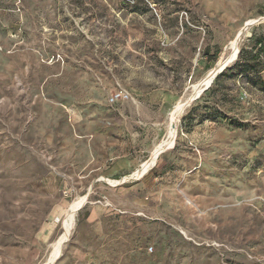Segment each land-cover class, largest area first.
Returning <instances> with one entry per match:
<instances>
[{
  "label": "rangeland",
  "instance_id": "obj_1",
  "mask_svg": "<svg viewBox=\"0 0 264 264\" xmlns=\"http://www.w3.org/2000/svg\"><path fill=\"white\" fill-rule=\"evenodd\" d=\"M0 264H264V0H0Z\"/></svg>",
  "mask_w": 264,
  "mask_h": 264
},
{
  "label": "bare ground",
  "instance_id": "obj_2",
  "mask_svg": "<svg viewBox=\"0 0 264 264\" xmlns=\"http://www.w3.org/2000/svg\"><path fill=\"white\" fill-rule=\"evenodd\" d=\"M224 64H225V63H223L222 66H223ZM222 66H221V67H222ZM209 76H210V75H209ZM186 105H187V103L180 104V106L175 110V112H174V114H173V120H172V123H173V124H174L175 122H177V121L180 119L181 114H182V111H183L184 109H186V108H185ZM187 106H188V105H187ZM171 129H172V130H171V135H175L174 133H175V130H176V129H175L174 125H173V127H172ZM159 152H160V149L158 148V149L154 152V159H156V158L158 157ZM150 167H151V166H150ZM150 167H149V168H150ZM74 224H75V222L73 221L72 224H71V226H70V228H69V230L74 226ZM69 230H68V231H69ZM64 235H65V234H64ZM65 239H66V235L62 237L60 243L57 245L55 251L53 252V254H52V256H51V262H52V263L55 262V261L57 260L58 255H59V253H60L61 246H62L63 242L65 241Z\"/></svg>",
  "mask_w": 264,
  "mask_h": 264
},
{
  "label": "built area",
  "instance_id": "obj_3",
  "mask_svg": "<svg viewBox=\"0 0 264 264\" xmlns=\"http://www.w3.org/2000/svg\"><path fill=\"white\" fill-rule=\"evenodd\" d=\"M133 100L132 95L125 89H116L108 96V103L112 106Z\"/></svg>",
  "mask_w": 264,
  "mask_h": 264
},
{
  "label": "water",
  "instance_id": "obj_4",
  "mask_svg": "<svg viewBox=\"0 0 264 264\" xmlns=\"http://www.w3.org/2000/svg\"><path fill=\"white\" fill-rule=\"evenodd\" d=\"M250 25H252V23L247 24L246 25V28H248ZM239 53H240V51L237 52V54L235 55V57L229 59V61H227L222 67H220L219 69H217L216 72H215V74H214V76L217 77V75H219V74H217V72H219V73L224 72L229 67V65H231L232 63H234L238 59ZM207 88H208V86H206L205 89L201 93L195 95L192 98V101L191 102L195 101L196 98L200 97L207 90ZM89 196H90V192H88V199H89Z\"/></svg>",
  "mask_w": 264,
  "mask_h": 264
},
{
  "label": "trees",
  "instance_id": "obj_5",
  "mask_svg": "<svg viewBox=\"0 0 264 264\" xmlns=\"http://www.w3.org/2000/svg\"><path fill=\"white\" fill-rule=\"evenodd\" d=\"M263 47V46H262ZM240 55L238 56V61L237 63L235 64V66H240L241 67V71L244 73V74H249L251 73L250 71L252 70V68H250V64L249 62L246 61V59L242 58V52L239 53ZM258 54L260 55V52H258Z\"/></svg>",
  "mask_w": 264,
  "mask_h": 264
}]
</instances>
